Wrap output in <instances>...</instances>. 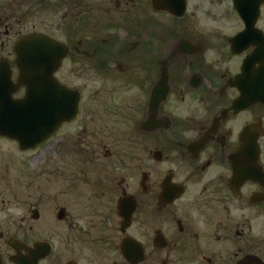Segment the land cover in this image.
Listing matches in <instances>:
<instances>
[{
  "label": "flooded vegetation",
  "instance_id": "af4514ba",
  "mask_svg": "<svg viewBox=\"0 0 264 264\" xmlns=\"http://www.w3.org/2000/svg\"><path fill=\"white\" fill-rule=\"evenodd\" d=\"M47 2L0 0V71L28 119L17 42H62L77 117L36 148L0 134V264H264V103H238L264 0H64L63 40L35 30Z\"/></svg>",
  "mask_w": 264,
  "mask_h": 264
},
{
  "label": "water",
  "instance_id": "95a60500",
  "mask_svg": "<svg viewBox=\"0 0 264 264\" xmlns=\"http://www.w3.org/2000/svg\"><path fill=\"white\" fill-rule=\"evenodd\" d=\"M250 25L252 26L251 22L246 25L243 36H251V30H248ZM259 38L261 41V37ZM239 41L241 42V38L238 37L231 40L234 52L241 50L236 49ZM16 48L19 53L20 82L27 86L26 95L32 104L29 107L28 119L14 116V105L10 100L9 73L0 71V74L6 78L5 80L0 79V134L21 141V143L31 141L29 146L37 147L57 130L62 121H70L76 116L78 95L63 87L61 91L65 95L66 101L61 104L60 109L58 106H54V102L58 98V90L54 88L56 80L54 78L51 80L49 74L65 56L66 47L64 44L44 34H35L21 38ZM32 53H34L35 60ZM255 63H259L258 68H254ZM251 74H256L258 79H248L247 75ZM241 81L243 87L239 100L244 106L248 105L251 100L264 102V45L258 44V49L244 60ZM48 93L52 100L50 108L46 104ZM243 134L245 137V133ZM122 245L124 248V243Z\"/></svg>",
  "mask_w": 264,
  "mask_h": 264
},
{
  "label": "rangeland",
  "instance_id": "374dc122",
  "mask_svg": "<svg viewBox=\"0 0 264 264\" xmlns=\"http://www.w3.org/2000/svg\"><path fill=\"white\" fill-rule=\"evenodd\" d=\"M95 1H97V0H85V3L92 5V2H95ZM67 2L73 3L74 0H66V4H67ZM49 5H52V6L54 5V10L41 11L35 15V17L33 19V23L35 24V30L36 31L44 30V31H46V33H48V34H50V35H52V36H54L60 40H63L64 39V37H63L64 33H63L62 29H59V27L61 25H63L62 20H61L62 15H63V8H61V6L64 5V0H48L47 6H49ZM84 8H85V4H84ZM229 22L232 23L231 21H229ZM219 25H225V23L221 21ZM73 67L74 66L70 65V64L67 66V70H68L69 74H72V75H69L68 81L70 83L75 84L76 79L73 76V74H74L73 73L74 72ZM105 120H99V121H105ZM77 127H78L77 124L68 125L67 132L74 133L75 130L77 129ZM105 135H107V130L105 131ZM112 137L116 138V136H112ZM105 140H106V136H105ZM0 141H3V140H0ZM51 141H53V140H51ZM38 153L42 157L44 155L45 151L38 150L34 154H38ZM66 157H67V159H69L70 157L73 158V153L67 152ZM49 165L50 166L58 165V160L55 162H50ZM46 167L47 166L42 167V168L44 169ZM74 184H75V180L73 179V176H68L66 185L69 186V185H74Z\"/></svg>",
  "mask_w": 264,
  "mask_h": 264
}]
</instances>
